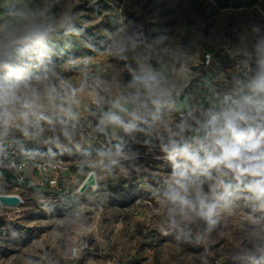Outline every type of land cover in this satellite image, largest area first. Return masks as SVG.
I'll list each match as a JSON object with an SVG mask.
<instances>
[{
  "label": "rangeland",
  "instance_id": "obj_1",
  "mask_svg": "<svg viewBox=\"0 0 264 264\" xmlns=\"http://www.w3.org/2000/svg\"><path fill=\"white\" fill-rule=\"evenodd\" d=\"M5 5L42 12V22L69 16L90 50L79 58L90 62L73 66L65 60L56 68L76 85L87 76L88 92L76 109L80 120L74 143L61 137L64 147L46 146L14 130L0 141V148L12 141L19 152L35 151V157L58 159L67 168L56 187L27 183L16 191L20 205H0V264H248L245 257L255 252L257 227L248 220V203L239 201L211 231L203 221L188 229L170 228L154 211L159 205L153 193L163 190L171 171L160 142L145 144L148 138L142 134L119 133L127 158L109 166L100 153L114 151L115 133H100L96 126L108 101L133 91L129 69L136 75L151 70L167 89L172 107L164 115L173 125L186 108L208 109L220 93L219 73L232 54L246 48L255 65L256 46L264 40V0L241 8H220L212 0H0V8ZM13 12L0 15V36L12 27ZM118 32L137 39V47L124 53L126 60L109 54L110 36ZM89 92L104 103L97 107ZM193 115L201 117V112ZM188 123L195 129L192 119ZM0 158L5 160L3 152ZM91 171L96 188L79 193ZM4 191L10 188L0 186Z\"/></svg>",
  "mask_w": 264,
  "mask_h": 264
},
{
  "label": "clouds",
  "instance_id": "obj_2",
  "mask_svg": "<svg viewBox=\"0 0 264 264\" xmlns=\"http://www.w3.org/2000/svg\"><path fill=\"white\" fill-rule=\"evenodd\" d=\"M43 15L18 9L12 13V27L0 36V141L14 130L26 140L62 148L61 137L74 143L80 120L76 109L88 92L87 76L76 85L56 72L49 41L59 30L65 36L75 30L67 15L42 22L39 17ZM110 39L109 54L120 59L126 60L124 53L137 47L136 38L119 32ZM237 54L244 57L237 64L244 71L243 78L234 76L232 90L217 93L208 109H184L174 125L164 115L172 107L167 89L151 70L144 68L143 75H136L129 69L133 91L108 101L110 107L100 112L96 130L115 133L114 151L100 153L109 166L127 158L123 136L142 134L148 138L145 144L151 139L160 142L171 171L163 190L153 193L159 205L154 211L166 218L170 228L188 229L203 221L211 231L224 213L233 214L239 201L248 203L252 208L248 220L257 227L253 229L255 252L250 251L245 259L248 264H264V40L256 46L254 70L253 53L241 48ZM89 62L88 57L68 56L64 63ZM88 94L97 107L104 103L99 95ZM194 111H200L201 117L194 116ZM21 152L29 159L39 154L23 148ZM257 212L259 217L254 215Z\"/></svg>",
  "mask_w": 264,
  "mask_h": 264
},
{
  "label": "built area",
  "instance_id": "obj_3",
  "mask_svg": "<svg viewBox=\"0 0 264 264\" xmlns=\"http://www.w3.org/2000/svg\"><path fill=\"white\" fill-rule=\"evenodd\" d=\"M242 54L234 53L230 56L227 64L220 71V94L229 92L232 88H228L230 82L233 83L234 76H240L243 78L244 71L237 69V64L243 60ZM253 70L255 65L252 63ZM0 152H3L5 160L0 158V186L9 187L10 191L3 193H17L23 185L36 183H46L50 186H55L58 183L59 173L67 171L66 166L58 159H40L34 157L29 159L23 153L17 150L15 142H7L5 148H0ZM28 152V151H25ZM30 170L34 173L32 177L26 175V171ZM5 171L9 172V175H5ZM18 194V193H17Z\"/></svg>",
  "mask_w": 264,
  "mask_h": 264
},
{
  "label": "trees",
  "instance_id": "obj_4",
  "mask_svg": "<svg viewBox=\"0 0 264 264\" xmlns=\"http://www.w3.org/2000/svg\"><path fill=\"white\" fill-rule=\"evenodd\" d=\"M220 8H241L252 6L257 0H212ZM0 15L5 12H13L15 9H10L9 5L0 8ZM71 26L75 30L72 34L64 35L63 30L54 33L49 41L53 47V61L57 64L67 60L68 56L81 57L89 52L87 39L79 34V29L75 21H71Z\"/></svg>",
  "mask_w": 264,
  "mask_h": 264
},
{
  "label": "water",
  "instance_id": "obj_5",
  "mask_svg": "<svg viewBox=\"0 0 264 264\" xmlns=\"http://www.w3.org/2000/svg\"><path fill=\"white\" fill-rule=\"evenodd\" d=\"M96 178L94 172H89L78 187L79 193L86 192L89 188H96ZM22 203V198L17 193L0 192V205L4 207H16Z\"/></svg>",
  "mask_w": 264,
  "mask_h": 264
},
{
  "label": "crops",
  "instance_id": "obj_6",
  "mask_svg": "<svg viewBox=\"0 0 264 264\" xmlns=\"http://www.w3.org/2000/svg\"><path fill=\"white\" fill-rule=\"evenodd\" d=\"M25 173H26V175H27V176H29V177H33V178H34V177L36 176V175H35V176H33V175H34V173H33V172H31L30 170H29V171H26Z\"/></svg>",
  "mask_w": 264,
  "mask_h": 264
}]
</instances>
